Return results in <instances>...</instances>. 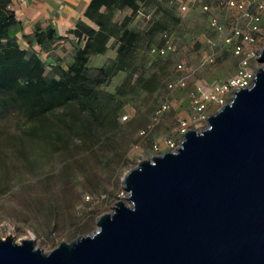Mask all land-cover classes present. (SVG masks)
Wrapping results in <instances>:
<instances>
[{
	"label": "rangeland",
	"instance_id": "rangeland-1",
	"mask_svg": "<svg viewBox=\"0 0 264 264\" xmlns=\"http://www.w3.org/2000/svg\"><path fill=\"white\" fill-rule=\"evenodd\" d=\"M156 1L153 8L141 6L142 10L152 12L150 22L135 16L129 26L138 31L148 30L153 22L173 16L178 21L167 20L165 31L175 40L177 53L170 58L153 59L143 48L133 65L98 86L96 91L100 95L113 99L110 107L102 111L103 124L90 125L92 138H70L64 132L58 147L45 154L39 146H33L23 157L6 142L16 124L12 115L0 114V240L8 237L19 245L28 237L35 248L47 254L61 242L94 233L99 216L111 214L117 201L129 205L122 180L138 163L156 156L154 145L165 150V139L178 140L181 121H186L190 129L201 127L194 120L192 104L197 89L209 90L235 75L238 57L220 47V40L209 31L205 14L193 10L188 16H181L174 4L183 0H173L172 5L170 0ZM216 15L224 24L231 19L224 10ZM124 16L120 14L116 20L122 21ZM162 32L152 37V47L160 44ZM205 36L217 43L213 50L215 62L194 70L200 55L209 50ZM113 44L104 54L90 57V69L108 67L116 60L117 44ZM58 46L52 45L46 53L40 50L43 59L59 60L67 68L73 63L77 47L61 57ZM178 62L194 71L184 88L170 91L167 85L179 75L175 72ZM259 67L256 60L251 62L252 70ZM162 105L168 109L156 118ZM66 111L57 110L49 118L53 121L63 117ZM208 111L212 113V109Z\"/></svg>",
	"mask_w": 264,
	"mask_h": 264
},
{
	"label": "water",
	"instance_id": "water-1",
	"mask_svg": "<svg viewBox=\"0 0 264 264\" xmlns=\"http://www.w3.org/2000/svg\"><path fill=\"white\" fill-rule=\"evenodd\" d=\"M250 88L175 152L122 180L126 202L50 253L0 240V264H264V45Z\"/></svg>",
	"mask_w": 264,
	"mask_h": 264
},
{
	"label": "trees",
	"instance_id": "trees-1",
	"mask_svg": "<svg viewBox=\"0 0 264 264\" xmlns=\"http://www.w3.org/2000/svg\"><path fill=\"white\" fill-rule=\"evenodd\" d=\"M156 3V0H91L84 16L98 29L77 21L72 34L79 45L73 63L64 68L59 60L41 61L34 51L37 46L48 52L59 39L55 30L50 26L44 31L36 29L24 37L28 47L21 48L16 38L10 36L17 25L12 0H0V114H11L16 123L13 132L6 136L14 152L24 157L28 148L39 146L46 154L58 147L64 132L70 138H92L90 125L103 124L102 111L110 107L113 99L100 95L96 88L116 72L133 65L143 48L148 54L152 37L167 29V20L178 21L167 15L153 22L148 30L138 31L129 26L141 6L153 8ZM125 9L131 10V14L120 22L114 21L115 15ZM82 37L86 38L83 46ZM110 37L117 44L116 60L108 67L90 69V57L104 54ZM64 109L68 111L63 117L53 121L49 118Z\"/></svg>",
	"mask_w": 264,
	"mask_h": 264
},
{
	"label": "built area",
	"instance_id": "built-area-1",
	"mask_svg": "<svg viewBox=\"0 0 264 264\" xmlns=\"http://www.w3.org/2000/svg\"><path fill=\"white\" fill-rule=\"evenodd\" d=\"M173 3V0L169 1L170 5ZM174 5L178 8L181 16L186 17L193 10H198L203 15L205 14L209 31L220 40V47L230 50L234 56L238 57V64L235 75L226 81L211 86L209 90L197 89V97L192 99V104L194 120L198 121L201 127L199 129H196L197 127L190 129L186 121L179 122L177 130L178 140L165 139L163 142L165 150L154 145L153 151L156 156H160L166 151L175 152L180 146L185 133L190 130H198L196 132H200L206 128L209 115L219 111L224 105L228 104L238 89L251 87L258 69L252 70L251 62L254 60L258 62L259 53L264 45V33L262 32L264 26V0H211L210 2L204 0H183ZM220 10L226 11L231 16L228 23L219 22L216 14ZM135 16L137 18L143 17L147 22H150L152 12L144 11L140 7ZM204 39L209 50L200 55L194 70L213 65L215 62L216 55L213 50L217 47V43L208 36H205ZM85 40V37L80 39L82 46L85 44ZM160 41V45L151 47L148 50L149 57L153 59L170 58L177 53V44L169 32H162ZM34 51L37 57L44 61V55L40 49L37 50L36 47ZM194 70L187 68L182 62L175 64V72H178L179 75L174 82L167 85V89L173 91L176 88H184L187 79ZM167 109V105H162L156 112L155 117L159 118L160 114ZM209 109H212L211 114H209Z\"/></svg>",
	"mask_w": 264,
	"mask_h": 264
},
{
	"label": "crops",
	"instance_id": "crops-1",
	"mask_svg": "<svg viewBox=\"0 0 264 264\" xmlns=\"http://www.w3.org/2000/svg\"><path fill=\"white\" fill-rule=\"evenodd\" d=\"M90 2L91 0H12L11 10L16 16L17 25L10 36H14L18 45L25 49L28 45H26L24 37H29L36 29L44 31L46 27L50 26L59 38L54 44L59 45L57 49L62 57L70 49H74V46L79 45L78 39L72 34L76 29L77 21H82L92 29H98L84 16L85 9ZM120 14L128 16L131 14V10L125 9L124 12L117 13L114 21H118L116 18ZM113 43H115V39L110 37L107 48L113 46Z\"/></svg>",
	"mask_w": 264,
	"mask_h": 264
},
{
	"label": "bare ground",
	"instance_id": "bare-ground-1",
	"mask_svg": "<svg viewBox=\"0 0 264 264\" xmlns=\"http://www.w3.org/2000/svg\"><path fill=\"white\" fill-rule=\"evenodd\" d=\"M23 240H27V241H31L32 242V239L31 238H28V237L23 238L22 241Z\"/></svg>",
	"mask_w": 264,
	"mask_h": 264
}]
</instances>
